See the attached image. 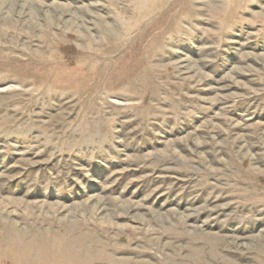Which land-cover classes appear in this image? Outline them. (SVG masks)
I'll return each mask as SVG.
<instances>
[{"label":"rangeland","instance_id":"rangeland-1","mask_svg":"<svg viewBox=\"0 0 264 264\" xmlns=\"http://www.w3.org/2000/svg\"><path fill=\"white\" fill-rule=\"evenodd\" d=\"M0 264H264V0H0Z\"/></svg>","mask_w":264,"mask_h":264}]
</instances>
